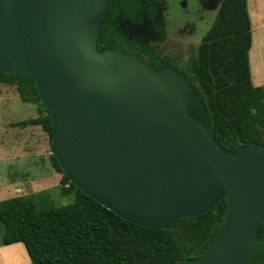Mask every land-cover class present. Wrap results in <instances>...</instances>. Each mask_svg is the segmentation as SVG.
<instances>
[{"label":"water","instance_id":"water-1","mask_svg":"<svg viewBox=\"0 0 264 264\" xmlns=\"http://www.w3.org/2000/svg\"><path fill=\"white\" fill-rule=\"evenodd\" d=\"M105 6L0 0V72L34 80L60 169L123 220L172 230L225 200L222 227L203 255L169 264H246L264 218V145L224 150L189 114L198 103L182 75L100 53Z\"/></svg>","mask_w":264,"mask_h":264},{"label":"trees","instance_id":"trees-1","mask_svg":"<svg viewBox=\"0 0 264 264\" xmlns=\"http://www.w3.org/2000/svg\"><path fill=\"white\" fill-rule=\"evenodd\" d=\"M160 3L161 0H106L97 50L139 54L141 46L126 40L121 25L152 21L153 15L157 19ZM250 47L246 0H220L211 27L185 67L166 56L156 61L146 51L154 70L169 68L183 76L198 103L189 106V114L229 152L251 142L264 145V85L254 87L251 83ZM0 85L14 86L22 103L36 106L37 117L14 126H40L51 143L50 118L34 80L28 75L15 77L0 72ZM49 159L54 170L63 175L59 192L74 197L71 204L47 206L46 191L0 201V245L22 243L31 264H169L176 259L202 256L222 227L225 200L208 214L180 220L172 230L142 228L86 196L64 175L53 154ZM263 260L264 218L246 264Z\"/></svg>","mask_w":264,"mask_h":264},{"label":"rangeland","instance_id":"rangeland-1","mask_svg":"<svg viewBox=\"0 0 264 264\" xmlns=\"http://www.w3.org/2000/svg\"><path fill=\"white\" fill-rule=\"evenodd\" d=\"M164 1L165 6L161 9L163 37L145 29H136L131 36L146 44L155 55H168L185 67L211 27L220 0ZM106 62L114 69L118 65L115 58H106ZM33 117H37L35 105L22 103L14 86L0 85V201L46 191L47 206L71 204L73 195L59 192L63 175L51 165L52 152L47 134L36 126H14V123ZM2 232L0 224V239Z\"/></svg>","mask_w":264,"mask_h":264},{"label":"crops","instance_id":"crops-1","mask_svg":"<svg viewBox=\"0 0 264 264\" xmlns=\"http://www.w3.org/2000/svg\"><path fill=\"white\" fill-rule=\"evenodd\" d=\"M246 7L251 31V47L248 51L250 79L254 87H259L264 85V0H246ZM0 264H31V261L24 245L15 243L0 245Z\"/></svg>","mask_w":264,"mask_h":264},{"label":"flooded vegetation","instance_id":"flooded-vegetation-1","mask_svg":"<svg viewBox=\"0 0 264 264\" xmlns=\"http://www.w3.org/2000/svg\"><path fill=\"white\" fill-rule=\"evenodd\" d=\"M164 6H165V1L161 0V3L157 6V12L159 13V17L157 19H155V16L153 15L152 21L144 20L141 23H135V24L134 23L129 24V22L123 23L121 25V32L126 36V40L129 43L130 42L139 43V45L141 46L139 54L127 51V53H131L130 55H133V56L137 55L136 57H138L139 59L145 60L151 64V62L149 61L150 60L149 57L146 55V51H150L151 53L150 55H152V58L155 59L156 61L159 60L158 58L166 56L168 59H170L171 62L177 63V65H180L178 61L172 60L168 55H161V56L155 55L151 51V48H149L146 44L139 42L138 40H136V38L131 36L134 30L145 29L154 35L157 34L159 38H162L164 33H163V15H162L161 9H163ZM154 8H155V4L153 3L152 8H151L152 12L154 11ZM116 51H120V50L117 49Z\"/></svg>","mask_w":264,"mask_h":264}]
</instances>
